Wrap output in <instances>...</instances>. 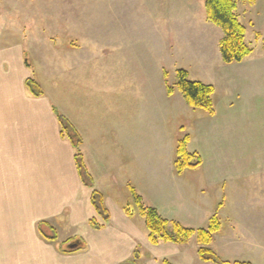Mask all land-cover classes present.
<instances>
[{
	"label": "crops",
	"instance_id": "1",
	"mask_svg": "<svg viewBox=\"0 0 264 264\" xmlns=\"http://www.w3.org/2000/svg\"><path fill=\"white\" fill-rule=\"evenodd\" d=\"M65 2L63 22L72 31L62 28L57 37L61 44L54 41L48 23V11L56 13L49 1L37 0L45 10L34 32L20 27L16 16L8 20L6 9L0 14V264H161L164 259L170 264H213L199 258L194 239L151 244L131 190L162 217L186 227L206 228L215 216L220 227L213 240L247 245L245 261L264 264V48L258 37L248 56L226 64L219 49L223 33L206 17L199 24L186 18L184 29L174 27L172 34L154 32L152 25L134 22L124 5L118 14L115 0L110 3L116 12L114 32L108 37L113 42L99 53L76 41L79 31L84 34L82 16L79 10L74 13L78 6ZM31 16L23 19L30 23ZM258 25L254 30L264 37ZM97 28L95 42L101 39ZM169 67L213 86V96L219 93L215 107L212 96L213 114L200 108L196 112L177 90L167 94ZM151 70L157 72L154 83L140 82L136 71ZM28 78L40 84L41 95L27 90ZM100 81L108 92L119 90L118 109L105 121L83 105L84 95H91ZM74 83L84 90L72 97L69 86ZM57 114L81 137L89 184L79 174L73 144L60 134ZM183 115L196 118L189 139L204 141L206 151L225 152V159L222 153L208 162L201 158L197 167L176 172L174 131L181 128L177 119ZM195 128L201 129L198 135ZM230 150L239 158L238 174L232 176ZM93 189L109 214L101 229L87 222L94 217L101 223L91 203ZM126 207L132 215L125 213ZM39 222L53 227L55 241L39 235ZM71 239L75 250L64 252L61 243L68 245Z\"/></svg>",
	"mask_w": 264,
	"mask_h": 264
},
{
	"label": "rangeland",
	"instance_id": "2",
	"mask_svg": "<svg viewBox=\"0 0 264 264\" xmlns=\"http://www.w3.org/2000/svg\"><path fill=\"white\" fill-rule=\"evenodd\" d=\"M34 4V6H29L30 3ZM42 2V0H39ZM49 1V4H55L52 7H58L57 9L54 7V10L56 13H52L48 11V14L51 13V18L48 19V23L51 28L52 35H54V39L57 37H61L62 28L65 33L68 34L67 29H72L71 25L63 22L64 16L62 15L61 6L62 3L67 1L68 4L76 5L78 7H75L74 13L78 15L77 10H79V15L81 14L82 19L79 18V25L84 26V34L83 32L80 34L79 40H76L77 42L81 43L84 48L91 47L94 48V51L98 50L107 52L108 48L110 47V44L113 42L112 40L108 38L110 33L114 32V14L116 13L114 10V7L110 6L111 1L115 2V0H46ZM82 7H79V5L82 3ZM125 1V2H124ZM136 2H132L131 0H118L119 5V12L121 14V7L122 5L125 13L127 15H134L136 17L135 19L132 17L134 22H136L137 19L139 20V23L143 22L145 25H149V27L152 25V31L157 32H163V33H170L172 34V30L175 27L176 30L180 28V30L184 29L186 24L182 22L186 18H190L191 20H195L197 24L202 23V21H205V10H204V0H135ZM236 2V13L238 16L239 21L244 25L245 27V37H247L246 41L249 43L250 46H254L255 42H253V39H255V36L257 34L256 30H254L255 24L260 25L261 31L264 33V0H234ZM124 2V3H123ZM37 0H0V14H2V11L6 9L8 13H6L9 17L8 20L11 21L12 16H16L17 19L21 21L19 23L20 27H26L27 33L28 32H34L36 30L37 25H39L40 18L39 16H43L42 10H45V7L43 5L39 6L36 5ZM66 3V2H65ZM113 4V3H112ZM36 5V6H35ZM42 9V10H41ZM32 10V13L30 11ZM61 12H60V11ZM15 11V12H14ZM10 12V13H9ZM20 12V14H19ZM18 14V15H16ZM32 15V19H27L30 23H28L25 19H23V16ZM68 16H71V12H67ZM123 19V17H121ZM59 19L58 24H56L55 20ZM15 20V19H14ZM24 20V22H23ZM83 24H81V21ZM35 22V23H34ZM41 24L42 27L45 26V20H43ZM133 22V23H134ZM172 24L170 25V23ZM206 22V21H205ZM37 24V25H35ZM263 24V25H262ZM57 25V26H56ZM133 24H130V27ZM142 25V24H141ZM258 25V26H259ZM98 26L96 29V32L101 36V39L96 41L92 40L94 28ZM143 26V25H142ZM193 26V25H192ZM199 26V25H197ZM31 27V29H30ZM57 27V29H56ZM65 29V30H64ZM76 29V28H74ZM24 30V29H23ZM58 30V31H57ZM118 31H123V28H117ZM144 30H147L144 27ZM221 30V29H220ZM250 33V36L248 34ZM259 33V32H258ZM85 37H83V35ZM262 35H260V40L262 44ZM252 38V39H249ZM65 38H63L64 40ZM59 44H61V40L57 38L54 41H58ZM69 42V40H68ZM75 42V41H74ZM84 42V44H83ZM88 43V44H85ZM69 46H74L75 44L71 41L68 44ZM78 45V44H77ZM76 46V45H75ZM93 46V47H92ZM263 46V45H262ZM168 66V65H167ZM170 70L165 72L166 79H169L167 84L171 85L173 87L175 82V72L172 70L171 67H169ZM59 72V71H56ZM188 73V72H187ZM107 74V73H106ZM136 74L138 78H141L140 82L144 80H149L150 82L154 83L156 80L157 72L154 70L148 71V72H140L136 71ZM76 76V73H74ZM107 76V75H106ZM189 77V76H188ZM171 80V81H170ZM78 86V83H74L69 86L70 91L73 95L78 96L81 90H84V86L80 85ZM107 86L103 84L102 81H100V84L97 85L96 90L92 92L91 95L85 94L84 99L85 102H83V105H85L86 110L88 113L94 115L96 118L101 119L103 121L111 119L112 113L118 109V103H117V95L116 92L119 90H113L112 92H108V89H106ZM93 89H95L93 87ZM137 90V87L135 88ZM151 94V93H150ZM215 96H213L214 100V107L217 105L219 93H215ZM87 100V101H86ZM217 107V106H216ZM219 107L221 108L220 104ZM196 112H202L200 109H196ZM175 118L169 119L174 120ZM196 119V118H194ZM194 119L186 117L185 115L179 117L177 119L178 127L181 126V128L176 129L174 131L175 134V141L176 143L184 137L185 135L188 136L189 134V128H194ZM170 131H172L171 128H169ZM196 135L197 133L203 129L195 128ZM191 140L186 139V150L189 153H192L193 151H199L201 153V158L204 159L205 162L215 160L217 158H220V153L222 151H206L205 150V142L204 141H194L192 140L193 137H191ZM222 158L225 159L226 155L225 152L222 153ZM238 155L236 150H230L228 152V174L230 176L237 175V161H238ZM238 166V165H237ZM202 175H205V169L201 171ZM150 206V205H149ZM153 207V206H152ZM155 208V207H154ZM235 226V225H234ZM235 228L232 230L234 231ZM232 240V239H231ZM62 246L66 245L64 243H61ZM210 247L213 249L214 252L217 253V255L223 259V260H240L245 261L247 259L248 254V246L247 245H239L237 242H233L230 240H221L220 238H215L212 243L210 244ZM193 254V251H191ZM190 253V254H191ZM191 254V255H192Z\"/></svg>",
	"mask_w": 264,
	"mask_h": 264
},
{
	"label": "trees",
	"instance_id": "3",
	"mask_svg": "<svg viewBox=\"0 0 264 264\" xmlns=\"http://www.w3.org/2000/svg\"><path fill=\"white\" fill-rule=\"evenodd\" d=\"M236 8V2L234 0H204L206 20L219 27L223 33V37L219 43V49L222 61L226 64L240 62L252 52L251 46L246 41L245 27L238 19ZM256 37L260 38V34L257 33ZM261 38L264 48V37ZM25 86L33 95H41L43 93L40 84L33 78L26 79ZM174 90H177L181 94L184 101L190 107L203 109L210 115L214 113L212 104L213 86L191 80L186 70H175L173 87L166 83L167 94L170 95ZM57 117L61 127V136L70 140L75 148V160L79 174L82 180H84V183L89 184V178L84 170L79 150L81 137L66 118L58 114ZM186 139H188V136L185 135L178 141L175 148L173 164L178 173L186 168L197 167L202 161L198 153H189L186 150ZM131 195L135 211L143 219L145 229L147 230V237L151 244L155 245L162 242L186 244L191 239H194L198 245L197 254L203 261L213 264H251L248 261L223 260L213 251L210 244L213 240V234L220 227V223L215 216L210 218L206 228L194 229L186 227L178 221L165 219L156 208L145 204L134 190H131ZM91 203L98 217L101 219V223L92 217L88 219V225L94 229H101L107 224L109 214L103 206L101 194L96 189L92 191ZM124 211L127 215H132L130 208L126 207ZM37 231L46 240H56L55 230L46 222H39L37 224ZM70 242L73 243L72 239L69 240ZM60 248L64 252H72L75 250V248L69 249L67 244ZM161 264L170 263L164 259L161 261Z\"/></svg>",
	"mask_w": 264,
	"mask_h": 264
},
{
	"label": "water",
	"instance_id": "4",
	"mask_svg": "<svg viewBox=\"0 0 264 264\" xmlns=\"http://www.w3.org/2000/svg\"><path fill=\"white\" fill-rule=\"evenodd\" d=\"M67 247L69 249H72V248L76 247V242H73V243L68 244Z\"/></svg>",
	"mask_w": 264,
	"mask_h": 264
}]
</instances>
